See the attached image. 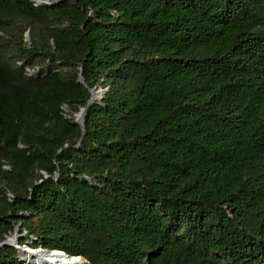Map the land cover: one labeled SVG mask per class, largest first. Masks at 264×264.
I'll return each instance as SVG.
<instances>
[{
    "label": "trees",
    "instance_id": "1",
    "mask_svg": "<svg viewBox=\"0 0 264 264\" xmlns=\"http://www.w3.org/2000/svg\"><path fill=\"white\" fill-rule=\"evenodd\" d=\"M19 223L89 264H264V0H0V243Z\"/></svg>",
    "mask_w": 264,
    "mask_h": 264
},
{
    "label": "bare ground",
    "instance_id": "2",
    "mask_svg": "<svg viewBox=\"0 0 264 264\" xmlns=\"http://www.w3.org/2000/svg\"><path fill=\"white\" fill-rule=\"evenodd\" d=\"M38 1L44 2L45 0ZM100 95H102L101 91H93L92 100L96 101L101 97ZM10 240L14 243L17 241L15 237ZM20 250L21 260L25 264H84L82 257L72 258L71 256H66L57 252L51 253L39 249H28L26 247H21Z\"/></svg>",
    "mask_w": 264,
    "mask_h": 264
},
{
    "label": "water",
    "instance_id": "3",
    "mask_svg": "<svg viewBox=\"0 0 264 264\" xmlns=\"http://www.w3.org/2000/svg\"><path fill=\"white\" fill-rule=\"evenodd\" d=\"M35 2V5H39L41 3H46V4H52L51 2H49V0H45L44 2H39L38 0H33ZM54 1H59V0H54ZM79 82L81 83H84L83 81V75H82V69H81V72H80V78L78 80ZM93 91H101L103 94L107 91V88L104 89V90H101L100 88H97V87H94L92 89H90V93H91V97L90 99L88 100L87 104L85 107H82L80 109L79 112L76 113L75 115V121L80 125V127L82 128L83 130V135H84V129H85V117H86V114H87V110L88 108L90 107L91 104H93L95 101L92 100V97H93ZM5 168H8V167H5ZM16 232H17V229L15 228V236H16ZM17 237V236H16ZM15 237V238H16ZM10 239H12V237H8L6 240H4L3 242L0 243V247L1 246H6V245H10V246H14L16 247L19 251H21V246L19 244H17V241L14 243L12 242ZM35 249H39V250H42V251H45V252H57V253H60V254H64L66 256H70L68 255L65 251L63 250H58V249H46L44 248L43 246H40L38 248H33V250ZM72 258H77V257H80V256H71Z\"/></svg>",
    "mask_w": 264,
    "mask_h": 264
},
{
    "label": "rangeland",
    "instance_id": "4",
    "mask_svg": "<svg viewBox=\"0 0 264 264\" xmlns=\"http://www.w3.org/2000/svg\"><path fill=\"white\" fill-rule=\"evenodd\" d=\"M49 2H51V3H53V2H55L54 0H49ZM41 4H43V3H41ZM26 41H28L29 43H30V38H29V33L27 32L26 33ZM30 70V71H36V69H32V68H27V70ZM97 88H100L101 90H104V89H106V88H104V87H102V86H97ZM101 97L99 98V99H101L102 98V96H103V93H102V95H100ZM99 99H97V100H99ZM16 229H17V232H16V236L13 234V236H11L12 238L13 237H16V240L19 242V241H21V240H27V243H25L24 245H22L21 247H26V248H28V249H33L32 247H31V245L33 244V243H35V240H34V238H32V237H29L28 235H27V233H26V230L25 229H23L22 228V226H21V224L19 223V224H17V226H16ZM18 242H17V244H18ZM83 261H84V264H89L84 258H83Z\"/></svg>",
    "mask_w": 264,
    "mask_h": 264
},
{
    "label": "built area",
    "instance_id": "5",
    "mask_svg": "<svg viewBox=\"0 0 264 264\" xmlns=\"http://www.w3.org/2000/svg\"><path fill=\"white\" fill-rule=\"evenodd\" d=\"M27 71H28V73H29V74H32V73H34L33 71H30L29 69H28Z\"/></svg>",
    "mask_w": 264,
    "mask_h": 264
}]
</instances>
